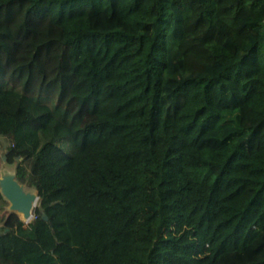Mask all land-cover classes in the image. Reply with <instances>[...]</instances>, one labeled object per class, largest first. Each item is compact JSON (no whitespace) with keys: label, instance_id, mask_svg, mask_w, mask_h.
<instances>
[{"label":"trees","instance_id":"16d2710c","mask_svg":"<svg viewBox=\"0 0 264 264\" xmlns=\"http://www.w3.org/2000/svg\"><path fill=\"white\" fill-rule=\"evenodd\" d=\"M0 25V138L38 190L28 223L0 194V264H264V0H0Z\"/></svg>","mask_w":264,"mask_h":264},{"label":"water","instance_id":"95a60500","mask_svg":"<svg viewBox=\"0 0 264 264\" xmlns=\"http://www.w3.org/2000/svg\"><path fill=\"white\" fill-rule=\"evenodd\" d=\"M0 194L7 202L6 211L15 213L24 223L32 219L38 200V190L34 185H28L18 179L17 162L8 163L5 153L0 163ZM42 218L47 219L45 213H42Z\"/></svg>","mask_w":264,"mask_h":264},{"label":"rangeland","instance_id":"374dc122","mask_svg":"<svg viewBox=\"0 0 264 264\" xmlns=\"http://www.w3.org/2000/svg\"><path fill=\"white\" fill-rule=\"evenodd\" d=\"M53 37L52 34L46 36L44 40L47 38ZM18 40L15 39V37L12 36L10 31L0 25V69L4 66V64L7 61H10L12 59V51L17 45ZM7 147V141L5 138H0V163H1V157L4 154ZM7 168H11L10 166H7Z\"/></svg>","mask_w":264,"mask_h":264}]
</instances>
